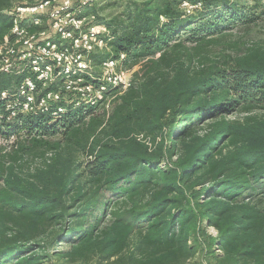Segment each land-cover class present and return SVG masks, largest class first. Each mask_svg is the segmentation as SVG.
<instances>
[{"label": "trees", "instance_id": "1", "mask_svg": "<svg viewBox=\"0 0 264 264\" xmlns=\"http://www.w3.org/2000/svg\"><path fill=\"white\" fill-rule=\"evenodd\" d=\"M36 1L0 0V44L16 37L15 8ZM183 1L200 7L189 15L181 8ZM228 3L131 1L123 26L106 22L112 33L106 58L124 54L127 66L146 59L142 74L123 92L121 85L110 88L96 104L68 105L60 119L52 117L51 109L65 107L62 101L47 113L18 112L9 120L12 97L1 93H16L25 77L35 75L28 61H21L18 73H0L3 134H22L34 143L63 128L90 157L76 163L59 145L51 162L31 179L4 168L5 157L0 158V262L46 264L52 256L94 250L103 260L116 259L110 264H182L207 242L221 251L214 257L218 264H264V48L228 68L193 72L182 60L186 42L197 45L217 23L239 18L241 7ZM30 20L23 19V29L41 32L40 26L26 23ZM157 53L156 60L148 58ZM83 76L96 89L106 87ZM34 81L32 93L45 96L54 90V83L43 88ZM110 95L117 103L107 117L98 112ZM256 110L262 115L225 119L226 113ZM208 119V129L199 132ZM165 160L169 165L163 166ZM105 191L121 195L119 203L111 207L105 226L86 227L93 204L105 205L104 198L99 200ZM208 228L217 232L215 240ZM59 243L69 244V250L54 249Z\"/></svg>", "mask_w": 264, "mask_h": 264}, {"label": "rangeland", "instance_id": "2", "mask_svg": "<svg viewBox=\"0 0 264 264\" xmlns=\"http://www.w3.org/2000/svg\"><path fill=\"white\" fill-rule=\"evenodd\" d=\"M45 1L47 0H37L34 5L40 3L45 4ZM131 1L141 2L144 0H50L48 4L34 11H25L20 14H17L15 11L14 17L17 16L18 20L21 21L18 24L20 28H23V19L28 16L31 20L26 23H33L32 25L40 26L39 29L41 32L32 34L25 28L26 31L30 33L29 36L35 35L29 40H27L29 33L27 34L26 32L27 35L24 33L22 38L16 34V37L9 42L5 37L4 41L0 44V73L4 72L2 68H5L6 64L14 63V68H11L9 72L13 70L18 73L20 71L21 61L34 59L38 56H42V58L45 57L44 52L41 51L38 46H43L47 43H51L52 45L53 43L59 44L62 41L59 47L66 51V58H63L64 65L62 63L65 68L60 70L59 73L58 70L56 71V68H53L52 80L47 83L46 86L42 85L43 88H45L51 83H54V90L47 92L45 96L42 94V91L36 94L32 93L31 95L34 97V103L28 107L25 106L27 94L22 93L21 87L24 85L23 83L27 78H31L30 76L24 78L16 93L8 94L7 91L1 93V97L3 98L9 97V95L12 97L6 108L9 110L8 119L14 118L18 112H22L23 114L28 111L47 113L51 109V104H58L62 101L65 107L58 106V108L54 107L51 109L53 111L51 114L52 117L60 119L68 112V105L75 109L82 105L96 104L98 102L97 100L102 98L105 92L110 88L121 85V89L119 90L123 92L132 83L136 82V74H142L146 59L134 65L127 66L124 63V61H126V56L124 54H120L117 60H107L106 58V55L110 53L108 43L111 40L112 34L106 22L115 21L114 23H122L120 25L123 26L127 11L130 9ZM228 1V4L237 3V6L241 7L239 18L232 22L217 23L214 28L216 30L212 33L207 32L202 34L205 38L197 45L195 43L190 44L189 41L185 43L182 60L189 67V70L195 72L199 69H206L213 66H224L228 68L230 65H233L231 63H233L235 59L243 57L255 49L264 48V0ZM228 4L222 9L227 10ZM199 7V4L191 5L187 1L181 3V8L189 15L192 14L194 10L199 9ZM16 9L17 7L15 10ZM38 17L40 18V22L35 24L34 20L38 19ZM203 19H205V17ZM63 31L65 33L70 32L71 38H78V40L72 42L69 37L63 39L61 37ZM12 33L14 32L12 31ZM91 34H93V36H91ZM26 40L29 42L26 43ZM74 43H78V47H75ZM88 45L91 46L90 49H88ZM84 47H87L86 50H88L86 51ZM12 49L15 51L11 52ZM29 53L31 54L30 56H28ZM158 56L159 53L148 58L156 60ZM2 57L8 58L9 63L5 61L2 62ZM80 60H82L83 68L81 72H78L75 70V67H77V63H79ZM228 63L229 65H226ZM66 71H70L69 74H67ZM73 71H76L77 74L74 75L75 72ZM32 73L34 72L32 71ZM83 75L97 78L102 85L107 83L106 87L104 89L102 87L101 89H96L95 85L86 82ZM50 76L51 73L48 71V77ZM34 79H36V76H34ZM43 98L45 101H42ZM36 100L38 101L37 103ZM39 102H41V104H39ZM116 103V96H107L100 105L98 113L104 112L108 117ZM260 115L262 114L258 110L250 113L246 111H239L237 113L230 112L225 114V119L228 121H242L248 116ZM211 120L212 119L202 120V123L199 125V132L205 133ZM137 136L143 138V135ZM75 138L76 137H72L69 134L65 135L64 129L60 128L59 133L44 135L40 137V141L31 143V140L29 139L26 141V137L22 134L19 136L18 134L6 136L3 134V131L0 130V158L2 156L5 157L4 168H11L18 175L31 179V174L51 162L57 152L56 147L59 145L65 152L75 156L76 163L79 162L83 164L90 159V157L86 156L77 146L73 145L76 142ZM147 139L149 141L150 138L147 137ZM157 140H160L159 137ZM21 148L25 150L21 151ZM228 149L229 148H224L223 151L226 152ZM165 164L169 165L168 161L165 160L163 166ZM80 179L83 178L81 177ZM101 198L106 200L105 205L100 201L93 204V207H91L93 216L84 220L86 227L96 222H99L101 225L104 224L103 226H105L111 218L109 214L111 212V207L121 199V195L117 196L113 191H105L102 196L99 197V200ZM110 199L112 202L109 204L111 205L109 207L107 203H109ZM207 234L211 236L213 240L217 237V232L213 228H208ZM69 247L67 243H59L56 244L54 249L67 251ZM205 247L207 248H203L194 257L182 264H202L203 262L218 264L214 257L215 255H221V251L217 249V247H209L207 242ZM115 262V258L103 260L100 258L98 252L90 250L84 255L76 254L68 258L52 256V258L45 263L110 264ZM9 263L13 264L16 262L15 260L0 262V264Z\"/></svg>", "mask_w": 264, "mask_h": 264}, {"label": "built area", "instance_id": "3", "mask_svg": "<svg viewBox=\"0 0 264 264\" xmlns=\"http://www.w3.org/2000/svg\"><path fill=\"white\" fill-rule=\"evenodd\" d=\"M49 2H50V0H47V1H45V4L40 3L38 5L37 4L33 5V8H32V6L17 7L16 13L20 14V13L25 12V11H34V10H37L38 8H42L44 5L48 4ZM19 22H21V21L18 20V17L17 16L14 17V25H13L12 31L22 38L26 31L23 28L19 27V25H18ZM39 22H40L39 19L34 20L35 24H38ZM26 33H25V35L28 34V33L27 34ZM34 36L35 35L29 36L27 40H29L30 38H32ZM91 36H93V34H91ZM61 37L63 39H66L67 37H69L70 40H72V42L73 41L75 42L76 40H78V38H74V37L71 38L70 32L65 33L63 31ZM27 40L25 41L26 43L29 42ZM61 44H62V41L59 44L53 43L51 45V43H47L46 45L44 44L43 46H38L41 49V51L44 52L45 57L42 58V56H38V57H35L34 59H27V61L30 63L32 71L35 73L34 75L36 76V80L41 82L43 86H46L47 83H49L52 80L51 78H52L53 72H54L53 68H56V71L58 70V73L60 72V70L65 68L63 66L64 65L63 58H66V51L63 50L61 47H59ZM74 46L78 47V43L77 44L74 43ZM84 48L86 50L87 47H84ZM90 48H91V46L88 45V49H90ZM13 51H15V50L12 49L11 52H13ZM46 52H47V54H46ZM30 55L31 54L29 53L28 56H30ZM79 58H80V56H79ZM1 61L2 62L5 61L6 63H9L8 58H6V57H2ZM81 61L82 60H80L79 63H77V67H75V70L78 72H81L82 71L81 69L83 68ZM62 63H63V65H62ZM11 68H14V63L6 64L5 68H2V71H4V73L9 72V70ZM48 71L51 73L50 77H48ZM76 71H73V72H75L74 75L77 74ZM69 72L70 71H66L67 74H69ZM23 84L24 85L21 87L22 93L27 94V102H26L25 106L28 107L29 105L34 103V97L31 94L35 90V81L33 78H27ZM29 94H30V96H29ZM42 101H45V99L43 98ZM39 104H41V102H39ZM31 108H32V106H31ZM202 264H208V263L203 262Z\"/></svg>", "mask_w": 264, "mask_h": 264}]
</instances>
